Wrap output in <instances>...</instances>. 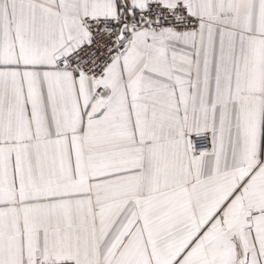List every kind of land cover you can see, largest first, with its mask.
Segmentation results:
<instances>
[{
    "label": "snow or ice",
    "instance_id": "6c2138e0",
    "mask_svg": "<svg viewBox=\"0 0 264 264\" xmlns=\"http://www.w3.org/2000/svg\"><path fill=\"white\" fill-rule=\"evenodd\" d=\"M0 264H264V0H0Z\"/></svg>",
    "mask_w": 264,
    "mask_h": 264
}]
</instances>
